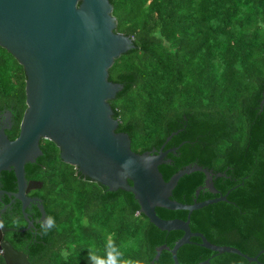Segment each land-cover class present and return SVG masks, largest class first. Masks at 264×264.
Returning a JSON list of instances; mask_svg holds the SVG:
<instances>
[{
	"label": "trees",
	"instance_id": "16d2710c",
	"mask_svg": "<svg viewBox=\"0 0 264 264\" xmlns=\"http://www.w3.org/2000/svg\"><path fill=\"white\" fill-rule=\"evenodd\" d=\"M114 31L129 36L133 47L108 68V80L121 89L109 101L115 131L127 133L130 149L141 153L177 147L157 166L163 180L195 163L213 173V187L224 201L192 210L188 227L207 241L227 245L256 261L200 246L198 237L176 250L179 264H264V0H108ZM22 67L0 47V109L14 108L9 139L16 136L24 110ZM41 154L24 165L25 179L41 182L33 191L55 227L38 226L35 236L9 232L12 247L29 264H90L89 251L103 253L114 239L128 257L144 264H172L161 250L182 235L163 231L138 212L130 192H102L93 180H81L63 163L57 147L40 139ZM221 173L216 176L215 173ZM198 171L181 176L170 198L191 203L215 197L202 186ZM130 183V182H129ZM0 186L15 189L12 171H3ZM7 197H5L6 199ZM162 219H185L186 210L155 207ZM11 226H16L11 223ZM15 236H17L15 238ZM0 264H4L0 256Z\"/></svg>",
	"mask_w": 264,
	"mask_h": 264
},
{
	"label": "water",
	"instance_id": "95a60500",
	"mask_svg": "<svg viewBox=\"0 0 264 264\" xmlns=\"http://www.w3.org/2000/svg\"><path fill=\"white\" fill-rule=\"evenodd\" d=\"M108 0H0V47L22 67L24 79V110L17 135L9 139L5 130L12 125L14 108L0 109V175L12 171L14 191L0 189L11 200L21 203L27 220L25 230L32 224L24 212L28 203H36L40 222L45 213L40 198L28 197L26 192L40 186L39 181H27L24 165L33 163L41 154L40 139L51 141L58 149L59 159L74 167L81 180H93L102 192L121 189L130 192L138 204V212L163 231L180 230L182 235L172 247L155 246L150 263L161 250H167L172 264H179L176 250L198 237L200 246L216 253H233L247 261V256L227 245L212 244L199 232L188 227L189 214L207 204L224 201L212 184L213 173L195 163L176 170L165 181L157 166L170 162L164 156L177 147L163 149L171 135L158 148L141 153L130 149L127 133L115 131L117 119L112 117L109 101L121 89L108 80V68L113 60L133 47L132 39L114 31L115 17ZM259 109L264 106V84ZM131 157L126 176H120L122 165ZM198 171L204 176L202 186L194 190L197 196L205 189L215 197L202 201L192 199L181 203L172 198L171 191L178 179ZM216 176L222 174L217 172ZM130 182V183H129ZM186 210V218L162 219L154 208ZM2 232L14 231L0 225ZM0 256L4 264H29L26 255L16 250L0 235ZM195 264H209L208 259Z\"/></svg>",
	"mask_w": 264,
	"mask_h": 264
},
{
	"label": "flooded vegetation",
	"instance_id": "af4514ba",
	"mask_svg": "<svg viewBox=\"0 0 264 264\" xmlns=\"http://www.w3.org/2000/svg\"><path fill=\"white\" fill-rule=\"evenodd\" d=\"M10 128H11V126H10ZM9 129H6L4 131L5 134H6V131H8ZM6 136H7V134H6ZM26 180L30 181V180H35V179H26ZM35 181H39V180H35ZM40 185H41V182H40ZM38 188H40V186H38L34 189H30L29 191H27L25 193L26 196L39 198L36 194L33 193V191L38 189ZM0 189L7 191V190L3 189L1 186H0ZM12 191H14V190H12ZM5 197H7L5 194L0 195V225L4 226L6 228L15 229L13 232H19L21 234L31 232L33 234V236H35V233H37L38 226H41V222L39 220L40 214H39L37 206H36L37 202L28 203L24 207V212L26 214V217L28 218L29 221L32 222V224L29 225V227L27 229L19 231V229L25 228L27 226V223H28L22 214L21 203L16 199L11 200L9 197H7L5 199ZM39 203L41 204V199H40ZM11 223H14L16 226H11ZM9 232H12V231L2 232V230L0 229V235H1L2 240L8 241L11 244V242L9 241V238H11L12 236H10L8 234ZM16 237L17 236H15V238ZM16 250H18V249H16Z\"/></svg>",
	"mask_w": 264,
	"mask_h": 264
},
{
	"label": "clouds",
	"instance_id": "9594fccd",
	"mask_svg": "<svg viewBox=\"0 0 264 264\" xmlns=\"http://www.w3.org/2000/svg\"><path fill=\"white\" fill-rule=\"evenodd\" d=\"M130 161L135 163V160L129 157L125 164L122 165V171L119 173L120 176L123 177L131 173L132 169L125 168V165ZM55 226V219L53 217H46L45 221L41 222V229L45 233ZM89 262L90 264H144L143 260L126 256L114 239H106L102 254L98 253L95 249H90Z\"/></svg>",
	"mask_w": 264,
	"mask_h": 264
}]
</instances>
